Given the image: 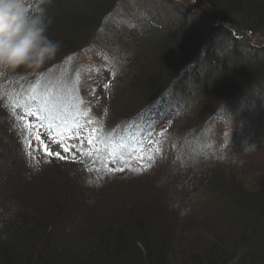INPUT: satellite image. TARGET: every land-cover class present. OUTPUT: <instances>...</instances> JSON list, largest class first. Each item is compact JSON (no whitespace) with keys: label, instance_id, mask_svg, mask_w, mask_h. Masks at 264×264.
Wrapping results in <instances>:
<instances>
[{"label":"trees","instance_id":"trees-1","mask_svg":"<svg viewBox=\"0 0 264 264\" xmlns=\"http://www.w3.org/2000/svg\"><path fill=\"white\" fill-rule=\"evenodd\" d=\"M73 1L49 0L51 10H57L60 3L68 7L65 13L51 16L54 22L48 25L47 35L61 46L47 64L61 63L84 48L93 30L100 28V21L117 4V0ZM187 1L201 20L193 22L189 30L162 33L165 37L159 39L163 43L157 45L155 41L150 65L136 60L139 65L127 82L129 94L123 101L125 108L135 106L136 112L124 118V127L117 121L120 123L110 130L112 138L107 133L97 145L100 151L118 145L120 151L131 153L139 147L144 132L171 122L169 134L152 137L156 144L150 154L153 158L148 168L138 171L151 173L149 166L157 162L161 150L162 159L172 165V187L156 186L158 194L153 199L102 204L89 198V192L87 196L86 184L75 183L72 178L54 177L39 185L35 178L40 166L26 173L15 171L18 162L26 163L20 158L26 143L19 135L1 133V123L10 121L19 131L16 122H21L29 134L42 136L30 128L34 126L30 117L38 113L37 124L48 126L49 139L55 137L61 142L75 130L68 119L71 114H63L51 125L48 113L33 104L24 107L19 101L22 109L33 111L28 116L24 110L20 115L14 109L8 115L0 106L4 114L0 112V264H264V186L248 188L246 174L236 164L226 166V161L211 156L210 150L194 151L185 142L202 138L224 107L231 106L249 118L255 114L260 117L259 109L264 106V45H250L256 51L254 60H241L236 50L227 56L221 54L224 47L217 45L215 37L227 25L236 30L234 39L246 32L264 36V0ZM202 51L206 53L204 62H210L209 67L219 74L199 88L204 95L193 107L183 108L177 100L178 106L171 108L169 96L179 86L175 77L198 62ZM252 141L264 148V139L256 135L241 145L248 147ZM227 150L228 146L223 154ZM60 157L61 153L49 152L39 159Z\"/></svg>","mask_w":264,"mask_h":264},{"label":"rangeland","instance_id":"rangeland-1","mask_svg":"<svg viewBox=\"0 0 264 264\" xmlns=\"http://www.w3.org/2000/svg\"><path fill=\"white\" fill-rule=\"evenodd\" d=\"M26 4L30 14L41 17L48 25L53 24L51 16L54 13L63 14L68 7L60 3L57 10H51L49 0H26ZM105 18V21L101 19L100 28L93 30L89 43L68 55L61 63L54 66L45 63L39 69L21 67L12 71L0 70V106L5 109V113L8 114L12 109L20 115L22 110L27 116L28 113H33L22 109L19 103L21 101L24 107L33 104L46 111L47 121L51 125L52 121L59 122L63 114H71L68 119L74 124L75 130L68 135V140L59 142L55 137L49 139L48 136L52 135L48 126L37 124L38 113L30 117L34 126L29 127L38 133L42 132V136L29 134L21 122H16L19 128L16 131L13 123L6 120L1 123V133L11 132L19 135L22 142L25 140L26 149H21L20 158L26 163L22 162L23 165L18 162L15 171L26 173L40 166L37 178L29 176L40 182L39 185L54 177H68L76 180L75 183L86 184V194L90 193L87 196L102 204L153 199L158 194L156 186L172 187V165L162 159V151L158 150L157 155L160 156L157 162L149 166L151 173H139L138 169L149 165L153 158L150 154L156 144L152 137L161 133L169 134L172 131L169 130L172 128L171 122L157 124L152 132H144L140 137L139 147L131 153L120 151L122 149L118 145H110L112 148L100 151L97 145L103 135L108 133L111 136L113 131L110 130L114 126L120 122L118 126H123L124 118L129 119L136 112L135 106L125 108L123 105L129 94L127 82L139 65L136 60L140 59L143 65H150V59L156 50L155 41L157 45L163 43L159 39L165 37L162 33H172L177 28L189 30L193 27V22L201 18L194 14L192 3L187 0H117L115 9ZM234 34L237 35V32L230 25L219 30L215 41L219 47H224L223 53H220L227 56L236 50L241 54L239 59L254 60L252 58L256 51L250 45H264V36L246 32L242 38L234 39ZM157 48L166 52L160 46ZM205 55L202 51L198 62L190 64L184 73L175 77L179 86L169 96L171 108L178 106L177 100L181 106L184 105L183 108L186 105L193 107L196 99L204 95L198 92L199 88L211 76L212 79L219 74L212 70V66L209 67L210 62H204ZM221 111L223 114L208 124L202 138L185 139V142L194 151L210 150V155L220 156L219 159L226 161V166L236 164L246 174L244 180L248 188L264 186V148L253 141V145L248 147L241 145L243 140L245 143L251 137L254 140L255 135L264 139V106L259 109L260 117L256 114L246 117L234 111L231 106L224 107ZM1 114L4 115L3 112ZM182 143L183 140L176 147L179 148ZM226 146L230 150L223 154ZM26 151L30 154L27 155ZM45 152L61 153V157L52 161L39 159L47 154ZM174 195L176 199L177 195ZM195 207L199 208V203Z\"/></svg>","mask_w":264,"mask_h":264},{"label":"clouds","instance_id":"clouds-1","mask_svg":"<svg viewBox=\"0 0 264 264\" xmlns=\"http://www.w3.org/2000/svg\"><path fill=\"white\" fill-rule=\"evenodd\" d=\"M47 31L48 23L29 13L26 0H0V70L39 69L53 59L61 45Z\"/></svg>","mask_w":264,"mask_h":264},{"label":"snow or ice","instance_id":"snow-or-ice-1","mask_svg":"<svg viewBox=\"0 0 264 264\" xmlns=\"http://www.w3.org/2000/svg\"><path fill=\"white\" fill-rule=\"evenodd\" d=\"M37 139H38V137H37ZM65 150H67V149H65Z\"/></svg>","mask_w":264,"mask_h":264}]
</instances>
